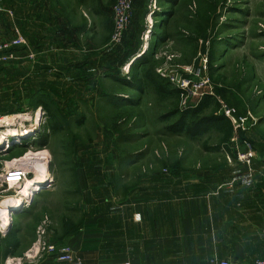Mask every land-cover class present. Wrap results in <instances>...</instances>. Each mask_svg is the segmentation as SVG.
Here are the masks:
<instances>
[{"label":"rangeland","instance_id":"1","mask_svg":"<svg viewBox=\"0 0 264 264\" xmlns=\"http://www.w3.org/2000/svg\"><path fill=\"white\" fill-rule=\"evenodd\" d=\"M170 8L171 4L165 0H140L136 4L134 24L125 41L117 47L109 46L116 50L112 67L107 64L101 70H90V76L96 77L90 86H73L79 93L82 90L85 95H78L84 98L67 99L69 85L42 86V93L28 97L23 84L9 83L5 74L0 78V210L5 197L15 196L24 183L8 186L5 178L21 168L27 171L28 179L48 171L50 178L39 190L62 192L58 197H48L46 204H50V209L45 213L48 216L36 230L30 251L39 240L40 231H45L43 238L47 240L54 217L60 218L63 213L74 219L81 215L82 210L77 208L82 193L76 191L75 176L85 167L82 157L90 158L93 187L108 189L103 181L111 176L117 181L112 188L116 192L124 189L121 184L130 172L138 176L131 178L132 183L154 171L167 174L178 167L172 164L179 158L220 164L224 142L218 132L210 131L195 140L167 133L168 126L178 120L174 114L177 110L194 108L205 97L214 99L212 103L218 105L219 115L227 117L228 110H236L237 117L246 119L243 129L234 132L233 137L245 145L247 152L234 146L235 153H228L226 160L232 163L233 158L238 159V152L249 151L252 160L263 157L264 0H177L173 13H169ZM140 58L150 59L147 69L152 67L170 88H177L175 82L179 79L191 84L209 80V85L203 87L201 97L189 93L187 99L181 96L176 100L157 95L153 88L140 95L109 79L102 80L107 74L129 82L132 66L129 64ZM40 99L48 104V109L37 106ZM211 113L215 112L206 114ZM12 115L18 118L8 127L6 118ZM252 127L253 140L243 136ZM129 159L135 163L129 165ZM238 161L248 166L244 180L252 185V162L249 165ZM112 199L118 202V197ZM21 208L12 215L17 217L23 211ZM0 223L5 226L9 221Z\"/></svg>","mask_w":264,"mask_h":264},{"label":"crops","instance_id":"2","mask_svg":"<svg viewBox=\"0 0 264 264\" xmlns=\"http://www.w3.org/2000/svg\"><path fill=\"white\" fill-rule=\"evenodd\" d=\"M112 8V0H0V43L18 37L26 41L16 61L0 66L5 68L0 78L5 74L9 83L23 84L28 97L49 85H69L67 99L85 95L73 86H90L96 78L90 70L112 67ZM253 129L243 136L253 140ZM234 139L222 143L220 164L179 158L172 164L178 167L167 174L154 171L132 183L137 173L130 172L119 192L112 190L117 181L111 176L103 181L108 189L94 188L90 158L82 157L85 167L75 176L81 215L54 217L47 241L71 248L81 264L264 260V154L253 158L254 182L248 185V166L225 158L235 153L234 146L247 152ZM53 190H39L22 213L11 215L5 226L0 223V264H58L51 256L26 257L49 212L48 197L62 193ZM16 240L17 247H8Z\"/></svg>","mask_w":264,"mask_h":264},{"label":"trees","instance_id":"3","mask_svg":"<svg viewBox=\"0 0 264 264\" xmlns=\"http://www.w3.org/2000/svg\"><path fill=\"white\" fill-rule=\"evenodd\" d=\"M134 0V16L132 20V24H134L135 19V2ZM140 0H138L139 2ZM171 4V8L169 13H173L172 9L175 7L177 0H165ZM138 2L136 4H138ZM171 17V14L168 15ZM132 24L130 27H132ZM127 34V33H126ZM126 37V35H125ZM125 41V40H124ZM138 46V45H137ZM112 53H115L116 50L111 49ZM210 55V62H212ZM116 57V55H113ZM150 59L148 58H140L137 59L130 68V81L126 82L125 79H120L118 77H111L107 74L102 76V80L109 79L112 82L119 83L123 86H126L130 90H134L142 95L147 88H153L154 92L159 96H165L170 98H175L176 100H180L182 96V91L177 88H170L165 84L161 79H159L155 73L153 72L152 67L147 69V65L149 64ZM146 69V72L143 71ZM212 97H205L196 107L188 109L186 111L177 110L175 115H178V120L169 125L167 128V133L171 135H185L189 139L195 140L198 139L210 131L218 132L221 135V141L226 142L230 140L234 134V129L232 122L223 115L218 114V105H213ZM38 107L48 109V104L44 100H39L37 103ZM179 109V108H178ZM215 110V111H214ZM208 111H213L215 113L206 114ZM173 114V115H174ZM220 146V145H219ZM217 146V147H219ZM9 237V236H8ZM8 240V238H6ZM18 241L14 243L8 242V247H17Z\"/></svg>","mask_w":264,"mask_h":264},{"label":"built area","instance_id":"4","mask_svg":"<svg viewBox=\"0 0 264 264\" xmlns=\"http://www.w3.org/2000/svg\"><path fill=\"white\" fill-rule=\"evenodd\" d=\"M134 0H116L114 5V31L110 41L111 47H117L119 44L123 42L125 39V35L129 30L133 16H134ZM26 44V41L22 37H18L14 40L4 41L0 43V66L6 65L10 62L15 61L18 56V49ZM186 79H179L175 82L177 85V89H180L182 93V97L188 98V94L191 95H198V97L203 94L201 91L203 87L209 85V80L203 82L193 83ZM194 90V91H193ZM227 118L230 119L232 122L234 132L237 133L238 131L242 130L246 119L241 117H237L236 110H228L227 111ZM248 148L250 149L249 144ZM228 159L231 160L230 156L228 155ZM238 159L243 162H247V164H251L252 162V153L249 151L248 153H239L238 152ZM17 170V169H16ZM19 174L17 177L19 178L17 181L21 184L22 180H25L28 176L27 171L24 169H19L18 173H9L7 175ZM16 176H8L5 178V183L10 186L12 183L10 182V178ZM22 179V180H21ZM8 181V182H7ZM45 231L42 230L39 232V240L33 247V250L27 254L26 257L28 259L31 258H43L45 256H51L56 259L58 264H81L75 257L74 253L71 248L64 246V245H55L49 243L45 238H43ZM210 264H264V260H256L253 262H241V261H231V260H213Z\"/></svg>","mask_w":264,"mask_h":264},{"label":"bare ground","instance_id":"5","mask_svg":"<svg viewBox=\"0 0 264 264\" xmlns=\"http://www.w3.org/2000/svg\"><path fill=\"white\" fill-rule=\"evenodd\" d=\"M40 117V116H39ZM15 118H18V116H8L7 122H9V124H7V126H11V122L15 120ZM39 121V118H38ZM29 133V132H28ZM14 135V134H13ZM26 135V134H24ZM24 137V136H23ZM19 138H22V136H19ZM1 141V140H0ZM20 143V142H19ZM10 146V143L9 145ZM32 160V158H31ZM14 172V171H13ZM11 172V173H13ZM16 172V171H15ZM19 172V170L17 171V173ZM17 175L19 174H13V175H8L10 176H16V177H12L10 178V182L8 183H14V184H20L18 183V177ZM7 176V177H8ZM49 173L48 171L42 173V174H37V176L33 179H28L26 178L25 180H22L21 183H23L21 185V187L19 188V190L16 192L15 196H8L5 197V201H3L4 203L1 205V210H0V222H8L10 220V217L12 215V212H14L15 210H17L18 208H21L20 206H24L25 204H28L30 202V196L33 192L39 190V188H41L42 186H44L49 180ZM7 225V223H4Z\"/></svg>","mask_w":264,"mask_h":264}]
</instances>
